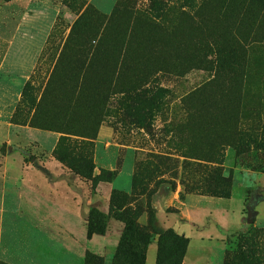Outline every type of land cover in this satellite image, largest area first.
Here are the masks:
<instances>
[{"label": "rangeland", "instance_id": "rangeland-1", "mask_svg": "<svg viewBox=\"0 0 264 264\" xmlns=\"http://www.w3.org/2000/svg\"><path fill=\"white\" fill-rule=\"evenodd\" d=\"M160 174L159 264H264V0H0V264H110Z\"/></svg>", "mask_w": 264, "mask_h": 264}, {"label": "trees", "instance_id": "trees-1", "mask_svg": "<svg viewBox=\"0 0 264 264\" xmlns=\"http://www.w3.org/2000/svg\"><path fill=\"white\" fill-rule=\"evenodd\" d=\"M79 175V173H76ZM157 175L154 181V188L142 189L141 195L145 197V209L147 214V225L142 226L137 222V219L142 212L137 206H131L130 203H124V200H116L117 206L113 209L110 203L109 212L107 214L98 212L95 209H90L86 219V236L90 238L92 235L102 236L105 232L106 222L112 218L122 224V232L117 244L116 252L112 257L110 264H144L145 252L147 246L156 238L157 255L155 264H159V253L162 250L167 252L168 257H172L174 252H179V257L182 258L185 252L187 239L177 235L168 228L160 230L153 225L154 213L149 205V199L154 194L155 188L165 181ZM139 174L135 173L132 179V189L139 182ZM221 181L224 179L219 178ZM207 185L213 184L214 179L206 180ZM172 184V183H169ZM141 185V184H140ZM214 193V185L212 189ZM100 258L86 254L85 264H92Z\"/></svg>", "mask_w": 264, "mask_h": 264}, {"label": "crops", "instance_id": "crops-1", "mask_svg": "<svg viewBox=\"0 0 264 264\" xmlns=\"http://www.w3.org/2000/svg\"><path fill=\"white\" fill-rule=\"evenodd\" d=\"M28 196H32V194H31V193H28ZM190 198H191V197H187L186 200H190ZM114 222H115V221H114ZM190 239H191V236L189 237V240H190ZM150 247H151V244L148 245V247L146 248L144 264H146V262H147V254H148V250L150 249Z\"/></svg>", "mask_w": 264, "mask_h": 264}]
</instances>
